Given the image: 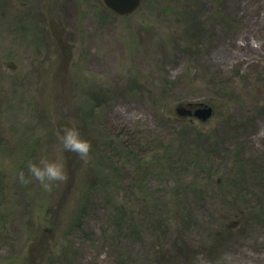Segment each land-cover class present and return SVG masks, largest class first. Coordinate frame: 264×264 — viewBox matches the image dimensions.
Masks as SVG:
<instances>
[{
	"label": "rangeland",
	"instance_id": "374dc122",
	"mask_svg": "<svg viewBox=\"0 0 264 264\" xmlns=\"http://www.w3.org/2000/svg\"><path fill=\"white\" fill-rule=\"evenodd\" d=\"M6 1L0 264H170L155 251L180 238L189 257L175 264H264V0H142L129 15L102 0ZM189 104L213 114L176 113ZM72 123L91 141L86 172L51 189L22 183L42 154L62 155L68 173L76 153L57 134ZM96 166L104 180L89 184ZM237 209L247 222L213 243Z\"/></svg>",
	"mask_w": 264,
	"mask_h": 264
},
{
	"label": "trees",
	"instance_id": "16d2710c",
	"mask_svg": "<svg viewBox=\"0 0 264 264\" xmlns=\"http://www.w3.org/2000/svg\"><path fill=\"white\" fill-rule=\"evenodd\" d=\"M8 5L9 7V3L6 1V0H0V22L2 23H9L10 20H8V13L9 11L6 9V6ZM37 22L36 20H34V23L33 22H28L27 25V30L29 32H33L35 34V38L40 41L44 46H47V44L45 43V39L43 38L44 36H41V30L40 28L38 27L37 25ZM27 25H24L27 26ZM20 27V26H18ZM21 29V28H18V30ZM62 49V48H61ZM60 52H63L65 53V49H62ZM63 63H66L65 61H62V67H63ZM84 138H88L87 137H84ZM69 152V151H68ZM70 158V157H69ZM68 158V161H67V168H68V176L70 178H73L74 175H75V171H76V174H77V171L78 170H83L84 172H86V169L84 170L83 168L84 167V164H87L89 162H85L84 160H82L79 155L76 154V156L74 158ZM74 159V160H73ZM101 165V164H100ZM97 167V172L96 173H93V176L91 177H86L87 178V182L90 184L92 182H94V185L95 184H99V180L103 182L104 179H100L101 177V173L103 171V168L99 167V166H96ZM80 170V171H81ZM89 174V173H88ZM92 179V180H91ZM85 182V180H84ZM215 185L219 186L221 184H218L217 181L215 182ZM238 192V193H235V192ZM223 194L226 196V198L232 202L233 200H237L239 199V196L241 195V190H230L228 192H223ZM241 197V196H240ZM143 200H146L145 198ZM240 203V201H238ZM115 209H116V222L117 224H121V223H124V225H130V215L131 213L133 212H130V211H126V210H123L121 209L120 207H117L115 206ZM261 210V211H260ZM263 209H259V211L257 213H255L258 217H261V214H263ZM221 215V214H220ZM74 217H78V215L76 214ZM221 218V223H220V226L219 228L217 227L216 229H213L211 230L212 233H211V238L213 240V243L216 241V240H219V239H223L229 235H231V231L234 229V225H236V223H239L241 224V226L244 225L245 222H247V220L249 219L247 216H244V213L243 211L241 212L240 210L237 209L234 210L232 213H229L227 215H223ZM78 219V218H77ZM128 219V220H127ZM182 220V223H185L186 224V220H185V217L183 215L180 216V218ZM236 219V220H234ZM167 222V221H166ZM231 222V223H230ZM233 224V226H232ZM263 224H264V219H263ZM133 229H135V226H133ZM171 229V227H165L162 232L163 233H166L167 231H169ZM43 238H46L47 236L42 233L41 235ZM179 240H181L182 242H184L185 244H181V241H180V247L178 246H175L172 247V254H168V253H162V251H155L157 255L156 259L154 260V263H157V262H162V260H165L167 263H170V264H175L177 262H185L187 259H188V253L185 252L186 249H187V242L185 239L183 238H180ZM178 240V241H179ZM177 248L178 251H177ZM47 247L45 249H42L41 253H40V257L43 256V254L45 255V253H49L47 252ZM184 252V253H183ZM48 256L50 254H47ZM46 255V256H47ZM165 256V257H164ZM119 264H125L124 260H120L118 261Z\"/></svg>",
	"mask_w": 264,
	"mask_h": 264
},
{
	"label": "clouds",
	"instance_id": "9594fccd",
	"mask_svg": "<svg viewBox=\"0 0 264 264\" xmlns=\"http://www.w3.org/2000/svg\"><path fill=\"white\" fill-rule=\"evenodd\" d=\"M57 139L62 150L75 152L82 160L88 158L91 141L81 135L78 123L65 126L57 134ZM28 172L30 175L26 176L25 172L20 170L19 180L22 183L35 180L45 189H51L55 183L65 181L68 176L62 155L49 157L47 154H42L35 161L28 162Z\"/></svg>",
	"mask_w": 264,
	"mask_h": 264
},
{
	"label": "water",
	"instance_id": "95a60500",
	"mask_svg": "<svg viewBox=\"0 0 264 264\" xmlns=\"http://www.w3.org/2000/svg\"><path fill=\"white\" fill-rule=\"evenodd\" d=\"M104 5L118 15H129L138 10L142 0H102ZM180 106L175 109L179 116H194L202 121L207 120L213 114V108L206 104H197L195 109Z\"/></svg>",
	"mask_w": 264,
	"mask_h": 264
}]
</instances>
